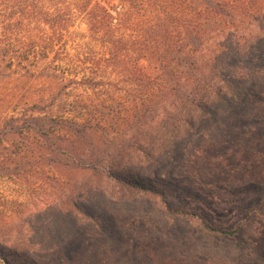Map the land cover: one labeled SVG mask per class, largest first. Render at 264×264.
Here are the masks:
<instances>
[{
	"label": "trees",
	"instance_id": "16d2710c",
	"mask_svg": "<svg viewBox=\"0 0 264 264\" xmlns=\"http://www.w3.org/2000/svg\"><path fill=\"white\" fill-rule=\"evenodd\" d=\"M203 2L190 12L189 0H0L3 52L57 80L51 103L61 106L59 115L31 117L5 132L35 134L53 160L92 171L104 186L94 194L156 197L168 218L196 219L207 235L236 238L239 227L208 222L204 208L173 205L169 191L178 183L131 170L132 161L154 162L181 147L264 80V0H254L253 10L248 0ZM217 37L231 50L218 53ZM149 54L158 59L157 75L142 64Z\"/></svg>",
	"mask_w": 264,
	"mask_h": 264
},
{
	"label": "rangeland",
	"instance_id": "374dc122",
	"mask_svg": "<svg viewBox=\"0 0 264 264\" xmlns=\"http://www.w3.org/2000/svg\"><path fill=\"white\" fill-rule=\"evenodd\" d=\"M189 4L190 12L205 8L203 0ZM248 6L253 10L254 0ZM75 28L86 31L81 23ZM215 39L218 53L231 50L228 40ZM2 49L0 264H264V80L238 105L218 109L181 147L130 167L140 179L178 183L169 191L173 205L202 207L208 222L239 227L236 238L212 237L196 219L168 218L156 197L94 194L104 186L92 171L53 160L35 134L5 132L31 117L59 115L61 106L51 103L57 80ZM142 64L150 75L160 72L152 54ZM181 70L189 73V65Z\"/></svg>",
	"mask_w": 264,
	"mask_h": 264
}]
</instances>
